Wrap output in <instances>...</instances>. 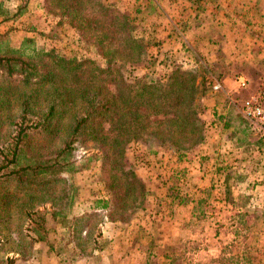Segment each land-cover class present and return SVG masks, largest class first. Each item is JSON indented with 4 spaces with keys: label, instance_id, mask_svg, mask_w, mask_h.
<instances>
[{
    "label": "rangeland",
    "instance_id": "obj_1",
    "mask_svg": "<svg viewBox=\"0 0 264 264\" xmlns=\"http://www.w3.org/2000/svg\"><path fill=\"white\" fill-rule=\"evenodd\" d=\"M150 1L107 0L130 16L134 34L147 46L142 63L125 70L134 77L148 79L160 78L177 67L194 70L199 90L195 104L204 139L190 149L180 150L170 142L161 145L156 140L148 143L139 140L127 146L126 157L146 185L142 209L127 222L111 220L109 210L98 205V199L107 195L101 166L84 157L64 172L70 185L68 201L62 199V184L52 191L33 188L21 191V186L1 184L0 264H18V261L20 264H110L114 258L104 254L110 252L105 248V236L111 234L103 230L107 221L117 223L118 237H140L139 244L146 256L142 255L139 264H210L211 249L221 264L228 262V257H236L234 264L239 263L243 255L237 257L239 253H256L252 243L210 242V221L214 220L215 209L210 198L221 193L232 200L233 193L245 186H257L264 193V178L242 181L238 176L244 175L245 172H239L244 166H237L236 179L210 180L214 168L208 152L210 148L205 149L203 145L210 142L214 117L221 120V128L224 123L234 126L238 137L247 145L260 136L264 140L263 130L239 110L241 103L264 84V0L263 6L256 8L255 5V11L249 9L248 13L244 0H232L229 4L226 0L227 6L219 14L210 7V0L207 3H204L207 0ZM3 19L8 23L7 28L0 30V50L14 47L31 55L42 48H56L68 57H98L95 49L87 47L76 30L57 26L58 17L45 10L43 0H29L23 8L19 0H0V26ZM28 30L32 36H24ZM238 72L248 77V87L241 88L232 81ZM217 81L222 85L219 89L214 88ZM0 88H3L0 95L3 99L0 102L1 144L13 132L10 118L21 109L25 89L21 82L1 76ZM225 110L228 111L227 120L221 118L224 114H218ZM94 148L78 142L76 154L80 157ZM205 152L207 154H202ZM188 161L192 164L185 166ZM5 192L10 195L9 203L4 205ZM260 204L263 205L260 210L252 214L261 223L257 228L242 227L239 231L262 239L260 252H257H262V260L255 262L254 258L244 257L243 264L264 263V202ZM161 205L164 209L157 208ZM39 217L45 218L48 229L42 239L39 229H30L32 219ZM170 223L183 226L182 230L170 228ZM147 225L149 229L150 226L156 229L154 234H148ZM173 229L178 231L175 233ZM170 233H174L175 240ZM150 251L156 253L151 263L147 256ZM229 251L234 254L230 256Z\"/></svg>",
    "mask_w": 264,
    "mask_h": 264
},
{
    "label": "trees",
    "instance_id": "obj_2",
    "mask_svg": "<svg viewBox=\"0 0 264 264\" xmlns=\"http://www.w3.org/2000/svg\"><path fill=\"white\" fill-rule=\"evenodd\" d=\"M19 1L20 8L29 2ZM43 6L58 17V27L76 30L98 57H68L56 48L31 55L14 47L0 50V76L25 89L21 109L10 118L13 132L0 144V185L52 191L62 184L68 201L64 172L84 157L101 166L107 195L98 205L111 220L127 222L146 196L127 146L156 140L180 150L204 139L195 104L197 74L181 67L155 79L126 72L142 63L147 46L134 34L130 16L107 0H43ZM78 142L95 148L79 157ZM9 195L3 194L4 205ZM32 222L40 239L48 234L44 217Z\"/></svg>",
    "mask_w": 264,
    "mask_h": 264
},
{
    "label": "crops",
    "instance_id": "obj_3",
    "mask_svg": "<svg viewBox=\"0 0 264 264\" xmlns=\"http://www.w3.org/2000/svg\"><path fill=\"white\" fill-rule=\"evenodd\" d=\"M153 1L156 0H151L150 2ZM174 1L181 2L180 0H174ZM182 2L184 1L182 0ZM207 2L208 0L205 1L204 3ZM227 2L229 4L232 2V0H227ZM244 2H247V6H246L247 10H245V12L247 13L249 9L255 11L257 6L264 5L263 0H244ZM262 3L263 5H261ZM209 4L210 7H212V9L218 14L220 13L221 10H223L227 6L226 0H218V1L210 0ZM247 15H243V17L249 18ZM229 19L237 20L236 18L233 17H230ZM7 23L8 22L5 19H3L1 24L2 26H0V30H2V27L7 28ZM248 25H250V23H248ZM24 36H32V32L29 30L25 31ZM239 74L242 73L240 72L236 73L235 77ZM235 77L232 78L233 79L232 81L234 82H236ZM228 78L229 77H227V79ZM227 113L228 111L225 110L224 113L220 112L218 114L220 116L221 114H224L223 117L221 118H223V120H227L228 119L226 115ZM220 121L221 120L219 118L214 117L213 121L211 122L212 124L210 125V142L206 141V143H204L203 145V148L205 149L210 148V151L208 152L210 153V161L212 162L214 168L210 180L217 181V180L236 179L234 175L237 172L236 171L237 166L239 167L244 166V168L242 167L241 169H239V172H245L244 175L238 176V178L243 179L242 181L254 180V179L261 180V178H264V140L260 139L261 136L255 138L256 141L251 142L250 145H247V143H244L242 139L238 137V130H236L234 126L224 123L221 128L220 125L222 123H220ZM202 154H207V152ZM186 163L188 164H186L185 166H189L190 163L192 164L191 161L190 162L188 161ZM158 190H159L158 192H161V188H158ZM213 191H215V189L214 190L212 189V192ZM233 194L234 197L232 198V200L227 199L225 194L221 195V193L220 195H216V196L213 195L212 199L210 198V203L215 208L214 216L212 217V219L214 220L210 221V242H213V240L216 241L218 240V242L216 243L223 244V240H226L227 242L231 241L233 243H238V244L252 243L255 245L256 253H252L253 255H248L245 252H241L237 255L238 257L239 255L243 254L242 257L239 259L240 260L239 263H234V264H243L244 257L254 258L256 259L254 260L255 262L259 261V259L261 261L263 254L262 252L260 254L258 253L260 252V248H261L260 245L262 239L257 238L258 236L255 237L253 234L250 233H247V235H245L244 233L240 232L239 229H241L242 227L257 228L258 224L261 223L260 221H257V219L253 215L260 210V207L263 206L260 203L264 202V193H261L260 190L257 188V186L255 188H248L245 186L241 190L236 191ZM171 206H172V200L170 203V207ZM161 207L162 205L157 208L159 209ZM181 208L182 207H180V209ZM174 225H177V223ZM171 227H174L175 229L178 230H182L183 226L180 225L173 226V224H171L170 228ZM147 228L149 229L148 225ZM118 229L119 227L117 223L110 221H107L105 223L103 229L105 233L111 234V236L109 237L105 236L107 241L105 248L110 249V252H106V253L104 252L106 256H109L110 254L112 255L111 258H114V261H111L110 264H120V263L139 264V260L142 258V255L144 254L143 256H146V253L144 252V250H142L143 248L139 244L140 237L138 235L137 236L130 235L127 237L126 235L123 236V238H125L124 240L120 235L118 237L116 233ZM175 229H173V231L176 233L178 230ZM154 231H156V229L150 226L148 234L151 232L154 234L155 233ZM170 235L173 240L176 239L174 233H170L169 236ZM136 244L138 246H136ZM228 253L230 254V256L234 254L233 252L231 253V251H229ZM209 254H210L209 255L210 259L208 260H210V264H221L220 259L217 258L218 255H216L215 252L212 251V249L210 250ZM147 256L150 257L151 260L150 263H151L156 258V253L150 251ZM234 259H236V257H228L227 258L228 262H225V264H233ZM18 264H20L19 261ZM252 264H264V263L258 262Z\"/></svg>",
    "mask_w": 264,
    "mask_h": 264
},
{
    "label": "built area",
    "instance_id": "obj_4",
    "mask_svg": "<svg viewBox=\"0 0 264 264\" xmlns=\"http://www.w3.org/2000/svg\"><path fill=\"white\" fill-rule=\"evenodd\" d=\"M235 81L241 88L248 87L249 79L244 74L237 75ZM221 87L222 85L219 81L214 84L215 89ZM239 110L247 120L258 126L264 132V84L241 103Z\"/></svg>",
    "mask_w": 264,
    "mask_h": 264
}]
</instances>
